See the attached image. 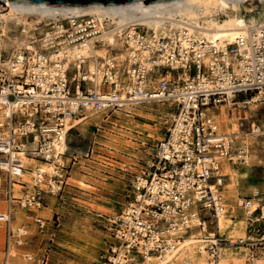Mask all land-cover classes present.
Returning a JSON list of instances; mask_svg holds the SVG:
<instances>
[{
	"label": "built area",
	"instance_id": "built-area-1",
	"mask_svg": "<svg viewBox=\"0 0 264 264\" xmlns=\"http://www.w3.org/2000/svg\"><path fill=\"white\" fill-rule=\"evenodd\" d=\"M47 23L36 38H30L39 62L29 68L26 63L17 65L18 58L13 57L7 74L0 68V172L5 175L9 213L16 200L22 209L34 213L39 233L48 228L47 220L36 213L45 208L46 196L56 197L66 188L62 161L66 116L87 107L107 111L125 103H167L173 111L164 122L165 130L141 171L131 178L122 208L104 220L110 241L100 264H152L151 257L158 264H168V253L177 250L192 227L203 236L207 264H219L223 245L245 247L250 252L264 248L263 194L237 202L245 222L243 237L223 238L217 222L228 213L221 195L224 171L248 165L249 140L264 137V125L252 124L248 133H224L210 111L253 97L264 100V25L247 26L246 34L231 43L197 42L185 27L146 36L150 30L132 25L122 33L123 46L136 45L139 50L128 57L125 74L120 66L106 63L100 88L88 78L87 58L80 59L79 66L70 65L75 71L71 76L69 68L58 70L59 76L50 72L54 64L47 55L66 46L99 48L105 21L73 16ZM141 50L149 51L143 61L138 54ZM1 54L0 50V60ZM22 57H28L25 50ZM110 62H116L112 56ZM87 82L92 88L83 87ZM21 156L49 169L30 171L31 190L22 180L26 167ZM14 186L22 188L16 199ZM6 222L1 264H8L11 252H17L27 236L22 227L13 229ZM207 223L213 225L211 235ZM182 231L186 233L176 235ZM19 256L27 264L34 259L27 251Z\"/></svg>",
	"mask_w": 264,
	"mask_h": 264
},
{
	"label": "rangeland",
	"instance_id": "rangeland-1",
	"mask_svg": "<svg viewBox=\"0 0 264 264\" xmlns=\"http://www.w3.org/2000/svg\"><path fill=\"white\" fill-rule=\"evenodd\" d=\"M253 4L261 7L255 0L251 5L244 3L248 7ZM6 11L7 9L0 13ZM28 21L35 20H30L29 17ZM43 22L33 23L34 29L30 31L32 38L37 37V32L41 31L43 24L46 25L47 21ZM9 26L10 36H18L23 29L22 25L19 27L11 23ZM101 47L102 45L99 48ZM106 49L113 50L110 53H116V48ZM7 57L8 51H2L1 61H5ZM120 64L122 69L125 63ZM0 68L6 73L5 66L0 65ZM85 70L86 66H83V71ZM74 72V67L70 66L68 76ZM124 73L125 71H121V74ZM101 77L98 79L100 88L103 87L102 83L99 85ZM92 86L90 82L83 84V87L88 89ZM251 105L255 107L250 108ZM172 111L173 108L168 107L167 103H126L120 108L98 110V114L93 117L87 116L86 109L72 116L75 121L86 116L87 118L65 132L66 146L63 149L65 154L62 161L66 165V188L56 197L46 196L45 208L37 211L36 214L49 223L43 233H39L34 225V213L22 209L17 201L13 200L9 223L13 229L22 227L27 236L25 244L20 246L17 252H11L14 256H10L9 262L27 264V261L19 256L27 251L32 253L34 258L28 264H100V256L110 241L104 229V220L117 214L127 200L131 178L141 171L144 161L152 152V146L165 130L164 122ZM210 111L224 133H248L252 124L264 125L262 99H255L253 102L247 100L235 106L221 105ZM249 143L251 156L248 165L245 168L229 167L224 171L226 175L221 195L228 213L225 214L223 227L219 228L223 238L235 239L244 235L245 222L237 206L238 200L254 195L264 196V137L249 140ZM25 167L22 180L26 182L28 190H31L30 171L35 167L47 166L28 157L25 159ZM21 190L22 188L14 186L12 195L15 199L21 196ZM7 209L5 175L0 172V211L4 213ZM6 225L7 222L0 223V264L4 257ZM207 225V232H213V225ZM51 233L54 235H50ZM224 249L243 257L245 264H251L253 257L264 258V248L250 252L245 247L223 245L220 263L225 256ZM207 261L205 252L204 263ZM173 263L174 259L170 261V264Z\"/></svg>",
	"mask_w": 264,
	"mask_h": 264
},
{
	"label": "bare ground",
	"instance_id": "bare-ground-1",
	"mask_svg": "<svg viewBox=\"0 0 264 264\" xmlns=\"http://www.w3.org/2000/svg\"><path fill=\"white\" fill-rule=\"evenodd\" d=\"M254 0H171L167 2L157 1L151 4H145L141 0H136L127 5H101L97 3L86 6H60V7H41L20 3H8L4 1L7 7L5 13H0V50L8 51V57L5 61L0 60V65L10 69L11 58H18V64L26 63L30 68L34 63L39 62L40 55L37 48L30 41L32 37L31 30L33 23H41L48 20L55 22L59 17H83L92 16L98 22L105 21V30L101 35L102 47L99 49L92 48L87 45L81 47H63L58 53L47 55L50 62L54 64V68L50 70L52 74L61 76L64 69L69 68L72 64L79 66V60L87 58V68L89 71L88 78L93 82V85H98L99 76L106 70L105 65L115 64L121 66L120 62L125 65L120 71H125L128 68V57H131L139 48L133 45L132 48H124L122 41V33L125 29L132 25H142L151 33L157 35L159 32L167 33L169 29L183 28L187 30V34L195 41L203 40L206 43H231L237 36L246 34L247 26L264 25V0H255L261 4L257 7L254 4L252 7L245 6L244 3L251 5ZM245 11L246 15L242 12ZM35 20L33 22L28 21ZM43 22V23H44ZM15 26L22 25L23 29L18 36H10L9 24ZM48 23H46L47 25ZM21 26V27H22ZM35 26V25H34ZM20 27V26H19ZM182 30V29H181ZM122 42H121V41ZM184 48L185 43L182 45ZM106 47L116 48V53L111 54ZM28 53L27 58L22 57L23 51ZM139 59L143 61L149 56L148 50H141ZM116 62H110V58ZM105 61V62H104ZM3 62V63H1ZM19 67V66H18ZM18 68L14 72L17 71ZM60 70L61 72H59ZM125 74V73H124ZM118 87V85H117ZM253 99L252 102L255 101ZM126 104V103H125ZM251 105L250 108H254ZM87 116L93 117L98 114V110L90 107L86 108ZM75 121L72 116H66L64 119L63 132L67 133L74 126L87 118ZM224 124V123H223ZM65 141L62 145V150L65 147ZM25 163V157L21 156ZM43 170H49L47 167ZM23 173V177H24ZM257 197V195H254ZM9 210L4 213L0 211V223L9 220ZM225 214L218 218V227H223ZM18 229H22L17 227ZM15 228V229H17ZM188 236L184 238L180 247L174 252L168 253L166 262L170 264L173 259V264H205V250L202 245L203 236L194 227ZM23 231V229H22ZM196 232V233H194ZM184 231L177 233V236H182ZM210 233V232H208ZM211 235V233L209 234ZM201 237V238H200ZM223 247L220 249V255ZM181 250V251H180ZM224 257L219 264H245L243 257L237 254H231L224 249ZM245 256V255H244ZM152 264H158L155 258H150ZM230 261V262H228ZM251 264H264V258L251 259ZM8 264H11L8 260ZM207 264V263H206Z\"/></svg>",
	"mask_w": 264,
	"mask_h": 264
},
{
	"label": "water",
	"instance_id": "water-1",
	"mask_svg": "<svg viewBox=\"0 0 264 264\" xmlns=\"http://www.w3.org/2000/svg\"><path fill=\"white\" fill-rule=\"evenodd\" d=\"M4 1L8 3H20L41 7H60V6H86L97 3L101 5H127L136 0H0V12L7 9ZM145 4H151L157 1L167 2L171 0H141Z\"/></svg>",
	"mask_w": 264,
	"mask_h": 264
},
{
	"label": "crops",
	"instance_id": "crops-1",
	"mask_svg": "<svg viewBox=\"0 0 264 264\" xmlns=\"http://www.w3.org/2000/svg\"><path fill=\"white\" fill-rule=\"evenodd\" d=\"M245 168V167H244ZM261 193H263V192H261Z\"/></svg>",
	"mask_w": 264,
	"mask_h": 264
}]
</instances>
